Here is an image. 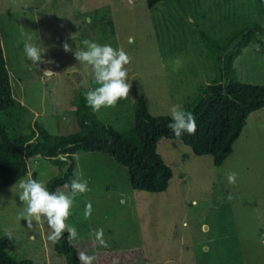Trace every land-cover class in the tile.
<instances>
[{
	"label": "rangeland",
	"instance_id": "1",
	"mask_svg": "<svg viewBox=\"0 0 264 264\" xmlns=\"http://www.w3.org/2000/svg\"><path fill=\"white\" fill-rule=\"evenodd\" d=\"M182 15L177 0L153 11L145 0H0V40L12 95L31 111L32 122L53 137L75 133L74 95L98 86L91 69L73 55L87 39L122 46L133 57L128 66L130 95L115 107L94 111L101 122L119 132L127 130L140 95L150 116L170 117V107L180 104L185 109L197 95L195 87L211 76L197 36L186 40L187 25L173 22L185 20ZM190 26L199 31L197 23ZM26 32L33 42L38 36L47 48L42 59L53 64L29 68L23 51ZM129 37L134 38L131 43ZM65 42L73 52L63 51ZM256 46L246 49L235 69L241 82L263 85L264 53ZM46 68L57 75L43 77ZM157 154L172 177L167 190L156 194L132 190L126 168L106 154L75 155L76 176L87 180L90 189L76 196L67 221L80 233L73 239L78 251L94 256L93 264L100 259L102 264H264V109L248 116L231 155L220 165L211 156H195L175 140H160ZM230 172L238 174L234 184L227 180ZM56 173L48 161L35 157L21 179L33 176L47 183ZM17 182L0 188V238L10 232L13 239L7 253L34 264H66L47 241L51 230L46 221L28 227L18 219L24 205ZM229 193L231 200L226 199ZM88 202L93 211L85 218ZM99 228L106 248L95 240ZM131 250L137 252L111 253Z\"/></svg>",
	"mask_w": 264,
	"mask_h": 264
},
{
	"label": "trees",
	"instance_id": "2",
	"mask_svg": "<svg viewBox=\"0 0 264 264\" xmlns=\"http://www.w3.org/2000/svg\"><path fill=\"white\" fill-rule=\"evenodd\" d=\"M166 1L145 0L152 11ZM177 4L186 19L178 17L173 22L187 25L183 34L186 40L197 36L204 50L203 60L211 72L206 84L195 87L197 95L185 108L196 117V131L185 133L180 140L167 127L171 117L150 116L142 95L132 106L133 122L129 128L115 130L101 122L87 104L84 93L88 88L80 89L71 102L78 130L53 137L38 122H32L31 111L14 99L0 40V188L13 186L27 175L31 159L41 157L57 169L46 183L48 189L67 191L62 186L77 178L75 155L85 152L108 155L126 168L132 190L156 194L167 190L172 177L157 154L160 140L180 141L195 156H211L215 165L231 155L232 143L238 139L248 116L264 109V84L241 82L235 69L236 61L248 47L259 45L264 53V0H177ZM195 23L199 31L190 30V24ZM63 158L68 162H63ZM12 241L9 235L0 238V264H34L7 253ZM49 242L66 264H81L77 245L67 233L59 241ZM136 252L111 251L115 256Z\"/></svg>",
	"mask_w": 264,
	"mask_h": 264
},
{
	"label": "clouds",
	"instance_id": "3",
	"mask_svg": "<svg viewBox=\"0 0 264 264\" xmlns=\"http://www.w3.org/2000/svg\"><path fill=\"white\" fill-rule=\"evenodd\" d=\"M132 3V0H129ZM23 51L27 59L31 62L29 68L39 70L40 64L51 65L52 60L45 61L42 59L47 51L37 36V41L33 42V37L26 32ZM72 39V37H70ZM129 37V43L133 41ZM83 49H73L68 43H63L65 53L73 52L75 59L85 66V69H91L93 78L98 85L94 89H89L84 93L87 104L93 111H99L101 108L115 107L121 99H127L132 88L128 75V66L132 63L133 57L122 47H113L110 44H99L95 41L83 40ZM259 51V45L256 46ZM57 74L51 71V68L44 69V76H55ZM171 122L168 128L171 130L174 138L180 140L187 133L194 134L196 131V117L189 111L185 110L182 105L174 104L170 107ZM67 163V159L63 158ZM237 173L230 172L227 180L234 184L237 180ZM82 176V174H81ZM16 186L20 189L18 193L19 200L24 207L18 213V219L27 222L28 227H32L33 222L43 224L45 221L51 230L48 239L56 242L63 238L67 233L69 238L77 239V229L67 223L74 205V199L79 194L90 191L88 181L76 178L66 182L62 187L67 191L57 189L50 191L45 181L33 176L19 179ZM226 199L231 200L232 195L229 193ZM4 203L0 198V205ZM93 211L91 202L85 205L84 216L88 218ZM9 236L11 233H8ZM95 240L102 247H108V242L104 239V230L96 229L94 232ZM81 264H93L95 257L87 253L79 254Z\"/></svg>",
	"mask_w": 264,
	"mask_h": 264
}]
</instances>
